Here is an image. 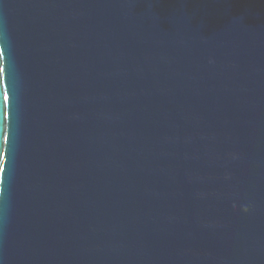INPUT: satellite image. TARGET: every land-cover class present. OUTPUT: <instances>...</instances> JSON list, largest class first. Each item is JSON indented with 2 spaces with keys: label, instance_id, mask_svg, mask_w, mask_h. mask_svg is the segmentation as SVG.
I'll list each match as a JSON object with an SVG mask.
<instances>
[{
  "label": "water",
  "instance_id": "95a60500",
  "mask_svg": "<svg viewBox=\"0 0 264 264\" xmlns=\"http://www.w3.org/2000/svg\"><path fill=\"white\" fill-rule=\"evenodd\" d=\"M0 264H264V0H0Z\"/></svg>",
  "mask_w": 264,
  "mask_h": 264
},
{
  "label": "snow or ice",
  "instance_id": "6c2138e0",
  "mask_svg": "<svg viewBox=\"0 0 264 264\" xmlns=\"http://www.w3.org/2000/svg\"><path fill=\"white\" fill-rule=\"evenodd\" d=\"M7 98V97H6Z\"/></svg>",
  "mask_w": 264,
  "mask_h": 264
}]
</instances>
